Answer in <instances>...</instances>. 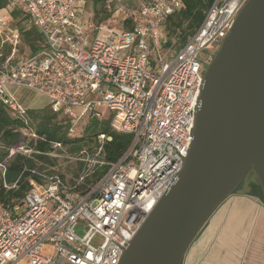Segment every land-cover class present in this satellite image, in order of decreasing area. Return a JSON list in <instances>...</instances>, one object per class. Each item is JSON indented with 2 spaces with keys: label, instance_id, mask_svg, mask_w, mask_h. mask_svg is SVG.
<instances>
[{
  "label": "built area",
  "instance_id": "built-area-1",
  "mask_svg": "<svg viewBox=\"0 0 264 264\" xmlns=\"http://www.w3.org/2000/svg\"><path fill=\"white\" fill-rule=\"evenodd\" d=\"M135 1L134 8L103 0L104 12L133 21L130 29L84 22L82 0H8L0 9V101L12 115L28 121V110L6 91L17 88L73 120L71 132L81 118L104 119L105 109L111 130L132 135L128 151L84 192L78 188L85 176L70 187L56 172L38 173L42 184L31 182L20 204L0 205V264H118L180 173L205 68L248 0H214L170 59L159 53L161 27L181 1ZM14 11L41 37L35 54L20 53ZM23 136L35 138L31 130ZM104 141L111 138L98 136ZM15 152L31 153L24 142L9 156Z\"/></svg>",
  "mask_w": 264,
  "mask_h": 264
},
{
  "label": "water",
  "instance_id": "water-1",
  "mask_svg": "<svg viewBox=\"0 0 264 264\" xmlns=\"http://www.w3.org/2000/svg\"><path fill=\"white\" fill-rule=\"evenodd\" d=\"M196 111L180 173L118 264H182L251 171L264 203V0H248L235 17L205 68Z\"/></svg>",
  "mask_w": 264,
  "mask_h": 264
},
{
  "label": "trees",
  "instance_id": "trees-1",
  "mask_svg": "<svg viewBox=\"0 0 264 264\" xmlns=\"http://www.w3.org/2000/svg\"><path fill=\"white\" fill-rule=\"evenodd\" d=\"M180 1L182 3L181 9L169 16L161 27L159 51L170 46L171 38L177 39L178 46L172 56L196 32L209 7L214 2V0ZM7 2L8 0H0V9H4ZM11 17L13 22L16 20L14 25L18 27L21 33L20 53L23 54L22 48L26 47L28 54H35L41 45V37L34 28L26 27L24 22L19 20L17 11L12 12ZM132 24V20L123 23L126 29H130ZM166 36L168 41L164 38ZM26 118L28 121L12 115L9 108L0 101V165L5 168L3 175L0 168V205L5 208H13L20 204L31 189V182L42 184V179L37 176L38 173L52 174L41 171L42 167L39 166V163L49 162L47 155L55 151L53 149L54 144L58 143L61 147H68L70 153L77 154L86 147L90 150L87 143L88 138L95 143L96 146L91 153L95 154L97 148L100 151L97 164L94 167L93 178L86 182L93 185L106 174L112 165L122 158L132 143V135L114 132L110 128L109 121H103V119L90 120L84 128L82 138L70 139L67 135L69 127L57 121V115L51 114L48 109L28 111ZM24 130H31L35 135V138H30L25 144L27 149L31 151L30 155L15 152L9 156L10 150L14 149L20 142H26L25 136L23 137ZM100 135L110 137L111 141H104L102 145H97L96 141ZM58 174L63 178L60 173ZM251 189L257 190L258 197L263 202L258 184L252 185ZM249 195L256 196L253 193Z\"/></svg>",
  "mask_w": 264,
  "mask_h": 264
},
{
  "label": "rangeland",
  "instance_id": "rangeland-1",
  "mask_svg": "<svg viewBox=\"0 0 264 264\" xmlns=\"http://www.w3.org/2000/svg\"><path fill=\"white\" fill-rule=\"evenodd\" d=\"M123 3L134 8L137 6L135 0H123ZM103 6L101 1L87 0L86 14H82L81 20L88 19L94 25L104 24L109 27L126 29L115 15L104 12ZM164 38L168 41L167 36ZM177 46V39L171 38L170 46L160 50L159 53L165 59H170ZM22 51L24 55H28L26 47H23ZM153 55L155 56L156 53ZM200 57L202 60H206L207 53H202ZM6 91L8 96L14 97L20 103H32L33 108L29 110L26 108L28 111L48 109L45 105L46 102L44 103L45 99L39 95H33L24 90L22 94H19L21 90L17 88H9ZM86 100L89 98L87 97ZM75 111L78 115L81 112L80 109ZM101 111L104 117L103 121L111 120L110 112L105 109ZM56 120L62 122L66 127H71L74 122L71 119H66L62 114L58 115ZM29 121L32 122L30 119ZM89 121L88 117L81 118L72 132L68 130V137L70 139L82 138L84 128ZM24 138H26L24 144H27L32 137L25 136ZM90 141L88 138L87 143L90 150L86 147L77 154L70 153L68 147L62 146L60 149H56L47 155L48 163H39V166L42 167L41 171L60 173L70 187L74 186L80 177L85 176L83 184L80 183V187L82 186L80 191L83 192L90 186L86 182L93 178L94 167L97 164L100 151L97 148L96 153L92 154L91 151L96 145ZM96 144L101 145L98 140ZM27 155L30 154L27 153ZM254 184H257L256 177L254 173L249 172L238 190L228 197L210 217L187 251L183 264H264V203L258 197L257 190L251 189ZM251 193L256 196L249 195Z\"/></svg>",
  "mask_w": 264,
  "mask_h": 264
},
{
  "label": "crops",
  "instance_id": "crops-1",
  "mask_svg": "<svg viewBox=\"0 0 264 264\" xmlns=\"http://www.w3.org/2000/svg\"><path fill=\"white\" fill-rule=\"evenodd\" d=\"M83 1V14L85 15L86 13H85V5H86V1L87 0H82ZM94 1H101L102 3H103V0H94ZM84 22H90L91 23V21L90 20H88V19H86V21H84ZM24 91H26V90H24ZM22 92H23V90H21L20 92H19V94H22ZM26 92H28V93H30V94H33V95H36V94H34V93H32V92H29V91H26ZM37 97V96H36ZM43 99V98H42ZM44 100V99H43ZM46 102V100H44V103ZM21 104L25 107V108H27L28 110L29 109H31V108H33L32 107V103H30V104H26V103H24V102H21ZM45 105H47V102H46V104ZM186 256V255H185ZM184 260H185V258H184ZM184 260H183V262H184ZM183 264V263H182Z\"/></svg>",
  "mask_w": 264,
  "mask_h": 264
}]
</instances>
